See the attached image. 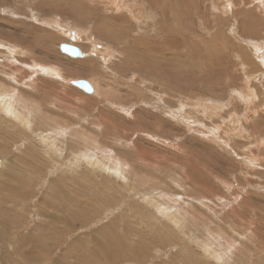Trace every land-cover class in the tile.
<instances>
[{
    "label": "rangeland",
    "instance_id": "obj_1",
    "mask_svg": "<svg viewBox=\"0 0 264 264\" xmlns=\"http://www.w3.org/2000/svg\"><path fill=\"white\" fill-rule=\"evenodd\" d=\"M244 1L0 0V264H264V0Z\"/></svg>",
    "mask_w": 264,
    "mask_h": 264
},
{
    "label": "crops",
    "instance_id": "obj_2",
    "mask_svg": "<svg viewBox=\"0 0 264 264\" xmlns=\"http://www.w3.org/2000/svg\"><path fill=\"white\" fill-rule=\"evenodd\" d=\"M63 20L65 21V19H63ZM73 23H74V22H73ZM75 24H76V23L71 24L70 26H73V25H75ZM76 27H77V26H76ZM77 29H78V27H77ZM66 30H67V29H66ZM70 30H72V29H70ZM70 30L66 31L67 34H70V33H71ZM82 36H84V34H82ZM82 36L79 37L78 32H77V34L75 35V37H78L77 40H78L79 38H81ZM74 44H76L77 46H79V48L82 50V47H81L80 45H78L77 43H74ZM99 57H100V54L98 53L97 56H96V59H92V58H89V59H92V60H96V61H98V60H99ZM25 58H26V57H25ZM43 59H44V58H43ZM17 60L19 61V64L23 67V65H22V61H20V60H24V56L19 57ZM68 60L70 61V60H72V59L68 58ZM73 61H74V60H73ZM40 62H41V64H38V66L41 67V69H40L41 73H45V72L51 71V73L56 74V73L53 71V69H52V68H55V70H56V72H57L56 75H58V76H60V77H62V78H64V77L66 76V70H65V65H64V64H63V65H56V66H54V65H50V63H47V62L43 61L42 58H41V61H40ZM82 64H83L82 61H80V62L78 63L79 66H83ZM48 65H50V66H48ZM31 66H32L33 69H34V67H35L36 65H34V63H31ZM77 67H78V66H75L76 69H77ZM84 68H85V67H84ZM85 71H86L87 73L90 72V70H88L87 68H85ZM73 77H74V78H73ZM73 77H72L73 79L86 78V79H88V80L90 81V76H88V75H83V74H80V73H78V75H74ZM69 78H70V77H69ZM91 81H92V79H91ZM91 81H90V82H91ZM91 84H92L93 88H95V90H96V89H97L96 85H95L93 82H91ZM97 90H98V89H97ZM79 91H80V90H79ZM96 93H97V91H96ZM83 95H84V96H88V94L85 93V92H83ZM89 96H90V95H89Z\"/></svg>",
    "mask_w": 264,
    "mask_h": 264
},
{
    "label": "water",
    "instance_id": "obj_3",
    "mask_svg": "<svg viewBox=\"0 0 264 264\" xmlns=\"http://www.w3.org/2000/svg\"><path fill=\"white\" fill-rule=\"evenodd\" d=\"M59 50L62 53L69 55L70 57H82L85 55V53L79 47H77L74 43H61L59 45ZM68 82L69 84L80 88L85 93L90 94L94 91V88L91 82L87 79H83V78L68 79ZM243 135H242L243 138L245 139L248 138V136L245 133H243Z\"/></svg>",
    "mask_w": 264,
    "mask_h": 264
},
{
    "label": "bare ground",
    "instance_id": "obj_4",
    "mask_svg": "<svg viewBox=\"0 0 264 264\" xmlns=\"http://www.w3.org/2000/svg\"><path fill=\"white\" fill-rule=\"evenodd\" d=\"M253 1H255V0H252V2H251V3H247L246 1H244V2H245V3H247V4H253L254 8H256V7H255V4H254V2H253ZM258 2H259V1H258ZM241 3H242V2H241ZM259 3H261V2H259ZM259 3H258V4H259ZM263 5H264V4H263ZM248 7H249V6H247V7H246V8H244V9L242 8V9H239V10H240L241 12H244V11H245V9H247ZM260 8H261V6H260ZM126 10H127V9H126ZM246 13H247V12H245L244 14H246ZM244 14H243V15H244ZM250 17H251V16H250ZM260 24H261V23H260ZM148 55H149V54H148ZM263 67H264V66H263ZM252 99H253V98H252ZM246 102H247V101H246ZM260 108H261V107H260ZM263 110H264V109H263ZM121 163H123V162H121ZM124 164H125V163H124ZM99 255H100V254H99ZM29 257H30V256H29ZM109 258H110V257H109ZM109 260H110V259H109Z\"/></svg>",
    "mask_w": 264,
    "mask_h": 264
}]
</instances>
